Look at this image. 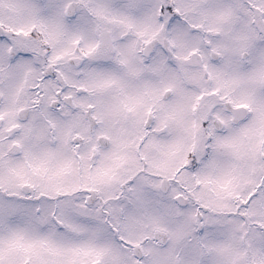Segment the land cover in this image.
Instances as JSON below:
<instances>
[{"label": "snow or ice", "instance_id": "1", "mask_svg": "<svg viewBox=\"0 0 264 264\" xmlns=\"http://www.w3.org/2000/svg\"><path fill=\"white\" fill-rule=\"evenodd\" d=\"M0 264H264V0H0Z\"/></svg>", "mask_w": 264, "mask_h": 264}]
</instances>
